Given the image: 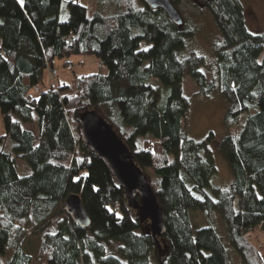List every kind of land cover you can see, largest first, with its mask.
Wrapping results in <instances>:
<instances>
[{
	"label": "trees",
	"instance_id": "obj_1",
	"mask_svg": "<svg viewBox=\"0 0 264 264\" xmlns=\"http://www.w3.org/2000/svg\"><path fill=\"white\" fill-rule=\"evenodd\" d=\"M170 1L176 8L182 0ZM61 2L0 0V264H32L36 256L44 264H231L216 214L243 264H264L252 240L264 232V30L248 31L239 0L199 2L218 32L208 60L187 48L188 23L179 27L142 0H69L63 21ZM141 42L149 47L138 52ZM86 55L106 73L48 84V71ZM186 76L226 102L218 151L232 177L227 188L217 181L213 132L199 140L186 134ZM85 112L108 123L154 176L145 174L162 213L161 236L140 231L108 164L82 140ZM23 124H35L36 134ZM71 194L89 226L65 211ZM191 210L208 225L193 230ZM28 230L40 237L36 256L25 251Z\"/></svg>",
	"mask_w": 264,
	"mask_h": 264
},
{
	"label": "rangeland",
	"instance_id": "obj_2",
	"mask_svg": "<svg viewBox=\"0 0 264 264\" xmlns=\"http://www.w3.org/2000/svg\"><path fill=\"white\" fill-rule=\"evenodd\" d=\"M68 1L62 0L59 12V19L66 20L68 18ZM78 3L87 4V0H75ZM244 8L245 25L248 31L252 33H259L264 30V0H239ZM197 3V2H196ZM192 5V6H191ZM177 10L182 16L184 22L188 23L194 30L193 38L187 42V48H194L202 52L208 60H211V44L215 39H218V32L214 25V22L203 4L199 2L195 4V0H182L177 5ZM149 45L141 42L137 51H144ZM72 62V68L64 69L61 66H55V71L58 72L55 77L52 71L47 72V78L49 79L48 84L52 81H56L58 84L69 83L75 76L74 73L92 74V73H106L104 67L98 65V60L94 56H84L83 58L71 57L69 58ZM207 73L208 71H204ZM208 74V73H207ZM63 75H67L65 80H62ZM60 81V82H59ZM159 84L158 80H155L153 84ZM183 94L189 100V110L185 118L184 125L186 134L195 139L199 140L203 138L209 131L213 132L214 138L210 142L209 147L212 151L214 164L217 169L219 182L222 188H227L231 182V173L218 151V144L221 138L226 135L227 129L223 125V117L226 110V102L219 94L218 90L212 89L207 93H203L194 80L190 76H186L182 79ZM25 128L32 129L33 133L36 134L35 124H23ZM5 133L3 120L0 114V136ZM21 169H24V173L27 174L28 170L19 163ZM144 173L149 177H154L146 169H143ZM209 191V189H207ZM126 205L129 209L132 218H139L141 223V230L144 233H150L151 230V219L144 214L141 209L132 208L126 201ZM215 218V229L221 237L222 243L226 249L231 264H243L240 256L231 246L228 240L225 226L222 222L221 217L216 214ZM190 224L193 230L205 227L207 222L203 219L201 213L197 210L189 211ZM26 242L24 244L25 251L31 253L33 256L37 255L38 246L40 243L39 234H33L32 230L26 232ZM252 240L256 244V248H259L260 253L264 256V232L255 230L252 233ZM160 246L163 249V254H167L168 245L167 243L158 238ZM116 243L109 245L107 248L113 250L116 248ZM12 252L11 248H5V256H8ZM37 257V256H36ZM34 258L32 264H44L39 262L40 260Z\"/></svg>",
	"mask_w": 264,
	"mask_h": 264
},
{
	"label": "water",
	"instance_id": "obj_3",
	"mask_svg": "<svg viewBox=\"0 0 264 264\" xmlns=\"http://www.w3.org/2000/svg\"><path fill=\"white\" fill-rule=\"evenodd\" d=\"M151 8H161L177 26L183 19L170 0H142ZM201 3L207 0H195ZM80 133L84 143L108 164L116 182L122 187L126 200L135 209H141L151 219V235L161 236L164 230L162 213L154 191L150 187L145 173L134 162L126 145L100 116L85 112L80 116ZM137 199L140 200L138 203ZM65 211L80 227L89 226V218L82 206L80 197L71 194L64 203Z\"/></svg>",
	"mask_w": 264,
	"mask_h": 264
},
{
	"label": "built area",
	"instance_id": "obj_4",
	"mask_svg": "<svg viewBox=\"0 0 264 264\" xmlns=\"http://www.w3.org/2000/svg\"><path fill=\"white\" fill-rule=\"evenodd\" d=\"M67 69H71L72 68V64L71 63H69L68 65H67V67H66ZM51 72V71H50ZM52 72L55 74L56 73V71H55V69L54 70H52Z\"/></svg>",
	"mask_w": 264,
	"mask_h": 264
},
{
	"label": "crops",
	"instance_id": "obj_5",
	"mask_svg": "<svg viewBox=\"0 0 264 264\" xmlns=\"http://www.w3.org/2000/svg\"><path fill=\"white\" fill-rule=\"evenodd\" d=\"M84 56H82V58H83ZM81 73H77L76 75H80ZM67 75H63V77H64V79H65V77H66ZM47 81H49V79L47 78Z\"/></svg>",
	"mask_w": 264,
	"mask_h": 264
},
{
	"label": "snow or ice",
	"instance_id": "obj_6",
	"mask_svg": "<svg viewBox=\"0 0 264 264\" xmlns=\"http://www.w3.org/2000/svg\"><path fill=\"white\" fill-rule=\"evenodd\" d=\"M19 2H20L21 4H23V3H24V0H19Z\"/></svg>",
	"mask_w": 264,
	"mask_h": 264
}]
</instances>
